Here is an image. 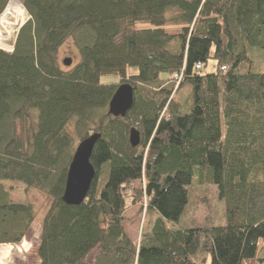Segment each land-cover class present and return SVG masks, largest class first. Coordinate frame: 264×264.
<instances>
[{"label": "trees", "instance_id": "obj_1", "mask_svg": "<svg viewBox=\"0 0 264 264\" xmlns=\"http://www.w3.org/2000/svg\"><path fill=\"white\" fill-rule=\"evenodd\" d=\"M19 1L30 19L13 51L0 50V245L19 244L35 220L29 204L12 201L17 183L49 200L37 264L255 261L264 239V72L254 71L252 51H264V0ZM70 38L79 60L64 70L58 50ZM122 83L133 104L112 117ZM92 134H100L94 178L80 205H66L68 165ZM192 187L203 192L192 208L207 213L180 226ZM212 187L223 224L208 204ZM134 206L159 215L137 240L124 230Z\"/></svg>", "mask_w": 264, "mask_h": 264}, {"label": "rangeland", "instance_id": "obj_2", "mask_svg": "<svg viewBox=\"0 0 264 264\" xmlns=\"http://www.w3.org/2000/svg\"><path fill=\"white\" fill-rule=\"evenodd\" d=\"M136 28H150L149 25L138 24ZM257 56H259V61H257ZM252 58L254 61V71L264 72V51L254 49L252 51ZM65 59H70V66L63 65ZM79 60L78 52L73 45L72 39H67L63 45L58 50V61L62 69L67 70L71 66L75 65ZM212 64L209 63L207 71H210ZM111 81V79H109ZM104 82L108 80L104 79ZM109 81V82H110ZM35 114L30 112L29 118L26 121L31 126L35 121ZM19 127V126H18ZM71 127V124H70ZM20 129V128H19ZM195 183V177L192 180V184ZM193 188V187H192ZM12 201L14 203L29 204L35 212V220L30 230L26 234L25 238L17 245H0V264H37L38 260L35 254V249L38 243V234L40 230V223L44 217L49 200L45 196L44 192L36 189L24 190V187L20 184L14 183L12 190ZM203 192L201 189L195 187L191 190L190 196H188V203L185 207L183 214V219L181 218L178 225H185L189 219L194 218L197 221L202 220L206 216V208L201 204L192 208V201L196 202L198 198H201ZM211 200L208 202L212 209L214 210L215 224H223L224 216L222 203L217 200L216 190L211 188ZM191 197V198H190ZM192 200V201H191ZM138 207L134 206L126 210L125 217L128 219V223L125 225L124 230L133 240H137L142 228L145 229L147 224L151 221L154 222L159 215L155 212H149L146 216L144 214H137ZM222 217V218H221ZM181 221V222H180ZM182 224V225H181ZM249 264H264V239L258 242V250L256 253V260L249 262Z\"/></svg>", "mask_w": 264, "mask_h": 264}, {"label": "water", "instance_id": "obj_3", "mask_svg": "<svg viewBox=\"0 0 264 264\" xmlns=\"http://www.w3.org/2000/svg\"><path fill=\"white\" fill-rule=\"evenodd\" d=\"M71 60L65 59L63 65L70 66ZM134 90L126 84H120L109 103L107 113L112 117H124L133 104ZM100 134H92L81 140L75 147L68 165L64 191L61 200L66 205L78 206L86 198L95 172L90 163L93 147ZM129 143L136 146L139 143V133L135 129L129 132Z\"/></svg>", "mask_w": 264, "mask_h": 264}, {"label": "built area", "instance_id": "obj_4", "mask_svg": "<svg viewBox=\"0 0 264 264\" xmlns=\"http://www.w3.org/2000/svg\"><path fill=\"white\" fill-rule=\"evenodd\" d=\"M29 15L18 0H7L0 13V49L11 52L20 28L29 20ZM199 65L197 69H199Z\"/></svg>", "mask_w": 264, "mask_h": 264}, {"label": "crops", "instance_id": "obj_5", "mask_svg": "<svg viewBox=\"0 0 264 264\" xmlns=\"http://www.w3.org/2000/svg\"><path fill=\"white\" fill-rule=\"evenodd\" d=\"M125 214V213H124Z\"/></svg>", "mask_w": 264, "mask_h": 264}]
</instances>
